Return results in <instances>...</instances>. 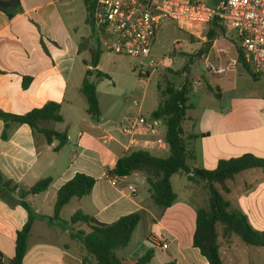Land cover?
<instances>
[{
	"label": "crops",
	"instance_id": "1",
	"mask_svg": "<svg viewBox=\"0 0 264 264\" xmlns=\"http://www.w3.org/2000/svg\"><path fill=\"white\" fill-rule=\"evenodd\" d=\"M77 1L20 0L22 11L13 19L0 10V110L23 115L48 102L58 103L63 122H51L45 126L68 136V143L55 152L58 142L49 145L43 135H34L28 125H13L10 138L5 141L2 139L4 123L0 120V171L6 179L25 188L51 178L48 191L28 199L38 214L47 217L53 216L57 193L64 184L77 174L90 176L96 180L91 194L82 199H72L62 210V219L70 221L76 212L81 211L98 223L112 224L123 216L141 213L142 219L130 244L117 252L120 259L138 260L153 250L151 263L159 255L160 264H209L193 247L197 211L205 206L200 207L196 196L194 201L191 198L185 201L175 192L173 179L177 175L171 179L177 201L169 209L154 204L143 175L135 173L118 178L116 185L108 178V171L116 166L118 160L135 151L144 150L163 159L169 156L168 146L160 147L156 143L159 138L165 139L163 121L156 134L139 135L135 140L122 130L128 117L152 118L160 99L158 102L149 91L148 83L157 70L147 76L140 73V77L148 79L147 84L142 88L140 83H136L129 88L131 97L126 98L121 110L117 109L119 94L125 89L113 81L115 88L108 94L109 113L100 100L99 83L101 118L99 122L93 121L81 93L91 56L88 50L79 51L81 40L88 36L80 37L79 29L73 23ZM85 23L88 24L87 20ZM190 28L189 36L192 38L202 35V25H191ZM208 30L209 26H205L204 33L207 34ZM221 39L216 37L210 41L211 46L203 61L215 80L226 74L222 63L230 59L227 58L230 52V56L234 54L233 50L221 44ZM231 42L237 54L233 64L239 65V45L234 43L235 40L231 39ZM102 56L98 66L100 71L103 70ZM25 78L32 79L26 89L23 88ZM255 81L262 86L260 93H253L244 100L216 87L221 90L218 100L229 101V106L205 109L197 118L187 113L183 124L185 132L198 136L194 129L202 126V143L209 141L215 144L213 150L208 149L202 156V169L214 170L219 161L236 158L233 154L238 147L239 135L264 130V88L259 80ZM190 102L191 95L188 105L192 107L190 110H195ZM258 122L260 126L255 125ZM187 124L191 127L185 128ZM190 145L193 146V142ZM244 173L243 183L240 179L244 186L237 184L238 175L229 184L231 192L227 199L233 209L248 217L254 229L264 231V170L241 174ZM180 176L188 181L187 176ZM129 187H133L135 192ZM236 187L239 190L235 191ZM28 219L23 207L11 208L0 200V264H11L17 233ZM71 228L88 231L84 225ZM218 244L222 264H264V248L248 247L236 236L227 241L220 237ZM24 264H95V260L88 257L79 241L71 238L69 230L50 226L46 220L39 219L30 233Z\"/></svg>",
	"mask_w": 264,
	"mask_h": 264
},
{
	"label": "trees",
	"instance_id": "2",
	"mask_svg": "<svg viewBox=\"0 0 264 264\" xmlns=\"http://www.w3.org/2000/svg\"><path fill=\"white\" fill-rule=\"evenodd\" d=\"M83 1L87 11V23L91 25L92 32L90 37L81 40L79 46L80 52L88 50L91 56L90 61L87 62V66L90 68L85 74L81 93L86 99L88 114L93 121L99 122L101 110L97 86L99 83L110 80V76L98 69L103 50L91 22L93 4L92 0ZM0 10L13 19L22 11L21 2L19 0L13 11L1 7ZM218 30H224V28L217 23L209 26L207 34L209 41L215 40ZM91 39L96 40L94 46H89ZM210 46L211 42L207 47ZM237 50L238 63L248 71L253 79L258 80L249 64L246 63L240 47H237ZM31 81V78H25L23 88L26 89ZM206 88L208 93L217 99L221 98L219 88H214L210 84ZM193 89L194 87L188 79L179 87L167 84L162 89L159 86L160 103L152 113V119L163 121L166 127L165 142L169 148V156L163 159L155 157L147 151L138 150L120 158L107 175L110 179L125 178L135 173L143 175L154 204L162 209L171 208L177 201V194L174 192L171 182L173 176L186 175L192 184L204 183L209 199L207 206L197 211L193 247L200 251L209 264H222L218 244L220 237L227 241L236 236L248 247L264 248V231L254 229L248 217L242 211L233 209L227 199V195L231 192L230 182H233L238 175L245 171L264 170V159L244 154L240 157L219 161L214 170L192 167V163L197 160V153L195 147L190 144L196 141L199 136L188 135L183 124L187 120V112L192 108L188 104ZM0 120L4 123L2 139L5 141L10 138L13 125H28L34 135H43L47 144L52 145L54 142H58L54 148L55 152H59L68 143L66 133H60L45 126L51 122H63L61 106L58 103L48 102L43 107L35 108L23 115L9 114L0 110ZM51 183V178H48L31 188H25L6 179L0 171V200L11 208L23 207L29 215L28 222L17 233L15 255L11 264H24L28 239L35 221L39 219L46 220L50 226L69 230L71 238L79 241L85 247L88 257L93 258L95 264H151L154 257L153 250L147 251L143 257L134 261L120 259L117 256L118 251L125 249L130 244L142 219L141 213L123 216L112 224H103L78 211L70 221H65L61 217L64 207L74 198L82 199L89 196L96 184L94 178L85 174H77L59 189L53 216H43L33 209L28 199L48 191ZM74 225H84L88 231L74 230L71 228Z\"/></svg>",
	"mask_w": 264,
	"mask_h": 264
},
{
	"label": "rangeland",
	"instance_id": "3",
	"mask_svg": "<svg viewBox=\"0 0 264 264\" xmlns=\"http://www.w3.org/2000/svg\"><path fill=\"white\" fill-rule=\"evenodd\" d=\"M94 0H92V4ZM76 13L73 15V23L79 29V36H91L92 28L89 24H86L87 11L85 4L82 0L76 2ZM190 26L186 29H180L177 26L164 23L161 30L157 36L156 44L153 48L152 55L155 59H163L164 65L158 68L157 73H154L149 81L148 89L153 92L154 97L159 102V86L164 89L167 84H172L175 87L181 86L186 79H188L194 89L191 94V104H193L196 109L189 110L187 113L191 117H198L205 109H220L229 106V101L220 102L218 99L210 95L207 91L206 86L210 83L213 87H219L222 91L226 92L228 95H233L239 99H247L253 93H260L262 91V86L259 82L255 81L251 75L244 69V67L239 64H233V59L236 58V51L234 44L231 39H235V34L233 32H226L227 30H218L217 38L221 39V44L227 46L230 50H233L234 54L230 56L228 54L227 58L230 59L227 62H223L222 66L226 68V74H224L220 79L215 80L209 75L207 65L203 61L206 58V51H208L207 45L210 41L207 38V34L204 33L205 26L202 25V35L198 37H191ZM205 42L203 45L201 43ZM177 43V45H176ZM96 40L91 39L89 46H94ZM173 49L171 52L170 50ZM203 50V51H202ZM170 52V53H169ZM187 67V69H186ZM102 71L109 74L111 79L106 80L99 84V97L101 102L104 104L106 113H109V93L115 88L113 81H117L118 85H121L125 90L119 94V101L117 109L121 110L123 105H125V100L127 97H131L129 88H133L136 83H140L141 87L144 88L148 82L147 78L140 77V70L136 68V62L134 59L109 55L106 51L102 56ZM186 70V71H185ZM257 82V83H255ZM118 93H120L118 91ZM206 112V111H205ZM117 115V114H116ZM262 122V121H261ZM263 123V122H262ZM260 126L258 122L255 124ZM186 127H191L190 125H185ZM250 129V126L247 127ZM165 129H163L164 131ZM192 132V130H191ZM194 132L199 136V138L193 142L195 147L197 160L192 163V166L202 168V156L208 149L213 150V142L202 143V126H197ZM193 133V132H192ZM238 147L235 150L233 157H240L244 154H251L257 158L264 159V130L247 132L239 135L238 137ZM252 172H258L259 170L253 169L248 170ZM186 176V175H183ZM243 175L240 174L237 178V184L244 185ZM242 183H241V180ZM173 185L175 192L185 201L190 198L194 201V196L197 197V202L202 207L208 204L209 194L205 187H202L201 183L194 185L189 183L185 177L177 175L173 179ZM188 186V187H187ZM144 187L143 190H146ZM235 188V187H234ZM239 190L238 187L234 189ZM146 192V191H145ZM65 216L68 217L69 214L65 212ZM139 235H137V239ZM161 259L159 255L154 259L151 264H160Z\"/></svg>",
	"mask_w": 264,
	"mask_h": 264
},
{
	"label": "built area",
	"instance_id": "4",
	"mask_svg": "<svg viewBox=\"0 0 264 264\" xmlns=\"http://www.w3.org/2000/svg\"><path fill=\"white\" fill-rule=\"evenodd\" d=\"M91 22L102 50L135 59L143 76L164 65L152 55L164 23L180 29L217 23L235 34L246 63L264 88V0H94ZM161 123L136 115L126 118L122 130L135 140L156 134ZM156 143L167 146L164 138ZM111 180L116 185L118 178Z\"/></svg>",
	"mask_w": 264,
	"mask_h": 264
},
{
	"label": "water",
	"instance_id": "5",
	"mask_svg": "<svg viewBox=\"0 0 264 264\" xmlns=\"http://www.w3.org/2000/svg\"><path fill=\"white\" fill-rule=\"evenodd\" d=\"M19 0H0V7L5 10H15Z\"/></svg>",
	"mask_w": 264,
	"mask_h": 264
}]
</instances>
